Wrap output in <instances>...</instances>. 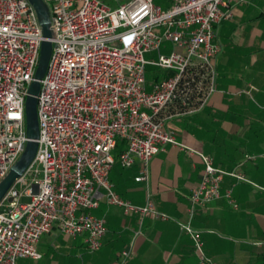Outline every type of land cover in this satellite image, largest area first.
Listing matches in <instances>:
<instances>
[{
	"label": "built area",
	"instance_id": "obj_1",
	"mask_svg": "<svg viewBox=\"0 0 264 264\" xmlns=\"http://www.w3.org/2000/svg\"><path fill=\"white\" fill-rule=\"evenodd\" d=\"M114 1L112 8L102 0H45L53 35L36 96L38 146L0 200V264L39 259L38 241L54 228L72 237L86 234L88 250H97L105 220L91 211L101 202L122 207L140 222L170 219L150 197L138 205L119 196L109 172L115 164L129 168L138 162L134 179L146 184L151 158L167 145L182 147L164 121L198 111L215 91L221 48L215 26L231 19L233 7L246 0H172L166 9L153 0ZM44 39L28 0H0V181L28 141L25 101ZM165 42L172 45L168 53L160 51ZM151 52L156 58L146 57ZM148 65L170 75L149 81ZM192 67L208 75L202 96L196 105L182 101L181 112L164 114L177 97L187 95L185 79ZM119 142L123 148L118 150ZM199 156L203 170L189 195V220L220 196L225 175L257 186L240 171ZM189 220L179 228L190 237L199 263L218 264L206 255ZM122 256L128 259L129 251Z\"/></svg>",
	"mask_w": 264,
	"mask_h": 264
},
{
	"label": "crops",
	"instance_id": "obj_2",
	"mask_svg": "<svg viewBox=\"0 0 264 264\" xmlns=\"http://www.w3.org/2000/svg\"><path fill=\"white\" fill-rule=\"evenodd\" d=\"M153 1L163 9L172 3ZM215 40L221 47L215 91L198 111L164 121L182 147L167 145L151 158L146 184L134 179L138 162L129 168L115 164L109 172L119 196L138 205L150 197L170 219L146 217L140 222L122 207L101 202L91 211L105 220L97 250H88L86 234L72 237L54 228L38 241L42 256L19 259L18 264H200L190 237L179 228L189 220V195L202 175L199 153L257 185L225 175L220 196L197 208L189 222L200 232L206 255L218 264H264V190L259 188L264 187V0L234 6L231 19L215 26ZM171 50L168 42L160 48L164 53ZM147 55L154 59L157 53ZM154 72L168 71L148 65L149 81ZM124 250L130 253L126 260Z\"/></svg>",
	"mask_w": 264,
	"mask_h": 264
},
{
	"label": "water",
	"instance_id": "obj_3",
	"mask_svg": "<svg viewBox=\"0 0 264 264\" xmlns=\"http://www.w3.org/2000/svg\"><path fill=\"white\" fill-rule=\"evenodd\" d=\"M34 7L39 23L42 28V34L44 40L41 43L39 60L34 74V80L28 87V95L25 101V120H26V134L28 141L25 149L17 162L10 168L8 173L0 181V200L12 185L16 178L20 177L28 165L32 162L37 146H38V118H37V94L39 92V79H41L45 73L48 60L51 52L50 38L53 35L51 30V17L49 8L45 0H28ZM11 200V199H9Z\"/></svg>",
	"mask_w": 264,
	"mask_h": 264
},
{
	"label": "trees",
	"instance_id": "obj_4",
	"mask_svg": "<svg viewBox=\"0 0 264 264\" xmlns=\"http://www.w3.org/2000/svg\"><path fill=\"white\" fill-rule=\"evenodd\" d=\"M170 75V72H163L162 75H159L158 72L153 73V80H156L160 76ZM194 77V78H193ZM208 75L205 70L199 68H191L186 76V81L188 82V92L187 95H182L177 97L172 105L165 109L164 114H174L181 112L186 107L182 104V101H187L190 104L196 105L199 98L202 96V93L205 90V86L208 83ZM193 78V79H192ZM190 91H192L190 93ZM123 148V143H118V150Z\"/></svg>",
	"mask_w": 264,
	"mask_h": 264
},
{
	"label": "rangeland",
	"instance_id": "obj_5",
	"mask_svg": "<svg viewBox=\"0 0 264 264\" xmlns=\"http://www.w3.org/2000/svg\"><path fill=\"white\" fill-rule=\"evenodd\" d=\"M103 2L105 3V1H103ZM115 2H116V1H115ZM105 4H106V3H105ZM106 5H108V6L112 7V8H114L115 6H117L116 4L111 5V1H109V2L107 1V4H106ZM146 57L149 58L147 54H146ZM38 176H40V174H39ZM25 179H26L28 182H30L31 175H30V174H26V175H25ZM17 189L21 190V189H22V186L17 185ZM20 200H22V201H28V198H27V197H21Z\"/></svg>",
	"mask_w": 264,
	"mask_h": 264
}]
</instances>
